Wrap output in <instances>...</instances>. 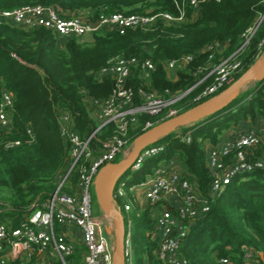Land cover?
I'll list each match as a JSON object with an SVG mask.
<instances>
[{
    "label": "trees",
    "instance_id": "16d2710c",
    "mask_svg": "<svg viewBox=\"0 0 264 264\" xmlns=\"http://www.w3.org/2000/svg\"><path fill=\"white\" fill-rule=\"evenodd\" d=\"M177 3L185 10L186 19L182 22L169 23L159 18L147 29L127 28L124 33L101 27L84 42L67 37L63 43L52 29L44 26L0 22V99L8 91L14 100L12 126L5 128L0 124L1 218L16 227L37 199L46 201L58 190L72 162L70 145L61 135L59 116L70 113L73 128L84 138L97 131L100 123L94 116L93 102L104 101L113 93V76L100 74L112 59H138L139 65L133 67L128 79L135 104L143 102L141 88L157 91L167 100L188 91L158 117L139 114L137 124L129 130L131 144L144 132L146 121L157 124L166 120L164 115L170 108H176L179 114L208 99L193 100L211 81L195 86L203 76L195 74L196 69L205 66L209 71L244 45L242 34L264 13V0H207L197 8L185 0H0V12L24 5H53L61 12H78L88 21H97L102 13L113 12H167L177 16ZM263 39L264 19L240 51L242 69L232 82L262 56ZM216 42L225 44V48L215 49L210 60L207 47ZM187 56L192 59L183 62ZM146 59L155 64L148 79L143 78L141 69ZM171 60H179L174 69L175 79L169 76ZM258 117L264 119V80L255 81L246 90L240 89L220 111L160 138L157 143L165 144L164 151L146 160L139 170L129 169L115 190L123 183L129 188L146 180L160 161L178 157L184 163V174L193 178L204 196L209 195L212 175L206 142L215 146L225 131L244 122L255 124ZM114 128L113 123L103 126L96 132V140L107 138ZM189 131V143L176 137L178 132ZM15 141L20 143L9 146ZM254 151L261 154L262 142ZM79 177L76 166L61 191L75 194ZM116 202L123 213L125 201L116 198ZM209 205L207 212L192 221L182 240L180 253L189 264H223L221 259L225 257L232 258L235 264H264V168L235 176L210 199ZM127 213L128 221L123 216L126 231L130 229L132 236L133 264H165L157 254L159 242L150 211L138 212L135 206ZM246 251L251 252L250 257ZM68 257L76 263L82 260L78 249Z\"/></svg>",
    "mask_w": 264,
    "mask_h": 264
},
{
    "label": "built area",
    "instance_id": "2783aa9c",
    "mask_svg": "<svg viewBox=\"0 0 264 264\" xmlns=\"http://www.w3.org/2000/svg\"><path fill=\"white\" fill-rule=\"evenodd\" d=\"M185 1L197 8L207 0ZM178 8L180 14L177 16L167 12L154 15L102 13L97 20L100 21V26L94 28L90 22L95 21L86 20L78 12L66 13L53 5L33 4L1 11L0 22L8 21L23 27L44 26L52 29L60 38L73 37L84 42L89 35L101 27L116 28L124 33L127 28L147 29L159 18L169 23L182 22L186 19L185 10L183 5H178ZM263 19L264 13L255 24L245 30L242 34L245 43L237 52L223 59L209 71H206L208 67L205 66L196 69L195 74L203 76L195 86L211 81L202 88L194 101L210 98L231 84L233 78L242 69L240 51L249 43ZM263 43L264 39L260 45ZM223 48L225 44L220 42L208 46L207 50L211 51L210 60L214 57L215 49ZM191 59V56H187L182 61L188 62ZM178 61H169L168 69L174 70ZM137 65L139 61L136 57H118L112 59L100 72L103 75L111 74L115 80L113 93L104 101L93 102L94 116L100 123L97 131L109 123H113L115 127L114 132L107 138L96 140L97 131L90 137L84 138L73 128L70 113L63 112L59 116L61 135L70 145L72 162L68 170L69 174L76 166L80 170L78 190L75 194L61 191L62 185L69 176L67 172L58 190L46 201L37 199L31 205L30 213L18 226L13 227L9 221L0 223V264H9L16 260L18 264H51L54 258H59L63 264H67L65 258L75 253L76 243L61 231L73 227L81 232L86 248L84 264H115V242L113 243L111 237L106 234L108 231L104 226L103 217L93 213L92 190L95 188V178L104 165L116 162L122 154L127 156L130 153L132 143L130 144L128 134L130 127L137 124L139 114L146 113L158 117L188 92L167 100L157 91L141 88L139 92L143 102L135 104L134 92L128 86V79L133 67ZM141 69L143 78L148 79L155 70V64L151 59H146L141 63ZM167 92L170 93L169 90ZM13 108V95L4 91L0 99V124L5 128L13 124L11 116ZM177 114L176 108H170L164 116L168 119ZM154 125L152 121H146L143 130L146 131ZM28 132L31 133V130L28 129ZM176 137L188 143L192 140L191 131L178 132ZM261 142L262 152L257 155L254 149ZM19 143V141L11 142L9 146ZM164 149L165 144L157 142L147 146L141 151L131 169L139 170L146 160L160 154ZM207 161L212 175L209 195H199L187 175L178 169H168L166 164L157 166L146 180L129 188L123 183L115 190L114 205L120 208L116 198L124 200L126 212H130L136 204L140 205L137 195L134 194L139 188L148 201L161 204V213L154 218L155 237L159 242L157 254L165 264H189V260L181 255L180 248L192 221L209 210L210 199L222 192L235 176L264 168V134L255 128L246 132H234L222 145H215L208 151ZM171 162L173 163L174 160ZM133 256V242L129 229L125 234V264H133ZM246 256L250 257L251 252L246 251ZM221 261L223 264H235L230 257L222 258Z\"/></svg>",
    "mask_w": 264,
    "mask_h": 264
},
{
    "label": "water",
    "instance_id": "95a60500",
    "mask_svg": "<svg viewBox=\"0 0 264 264\" xmlns=\"http://www.w3.org/2000/svg\"><path fill=\"white\" fill-rule=\"evenodd\" d=\"M94 28L100 26V21L90 22ZM264 80V54L244 72L238 79L218 94L200 102L192 108L155 124L150 129L138 135L132 143L130 153L116 162L104 165L95 178V191L101 207L108 213H116L118 232L115 235L114 263L125 264V234L126 226L123 213L114 205L115 188L120 178L132 168L141 151L160 140L163 136L177 130L179 127L197 122L223 109L234 99L242 86L251 81ZM69 174V171H68Z\"/></svg>",
    "mask_w": 264,
    "mask_h": 264
},
{
    "label": "crops",
    "instance_id": "0c3cea01",
    "mask_svg": "<svg viewBox=\"0 0 264 264\" xmlns=\"http://www.w3.org/2000/svg\"><path fill=\"white\" fill-rule=\"evenodd\" d=\"M90 36V35H89ZM61 40H62V42L64 43V40H66V38H64V37H61L60 38ZM169 76H170V78H172V79H175V77H176V75H175V72H174V70H169ZM254 84H255V82H254ZM243 87V86H242ZM242 89V88H241ZM247 89V88H246ZM245 89V90H246ZM253 128H255V129H257L261 134H264V119L262 118V117H258V119H257V121H256V123L255 124H252V123H250V122H244L243 124H241V126L240 127H238V128H231V129H229V130H227V131H225L222 135H221V137H220V139H219V141H218V143H217V145L219 146V145H222L223 144V142H224V140L226 139V138H228L229 136H231V134L232 133H234V132H246V131H248V130H250V129H253ZM207 143V145H208V149L210 150L214 145H210V144H208V142H206ZM122 156H123V154H122ZM171 160H174V162L172 163L171 162ZM161 164H166V165H168L167 166V168L168 169H170V170H181L182 172H183V170H184V163L182 162V160H180V158H178V157H174V158H172V159H167V160H165V162L164 163H161ZM184 173V172H183ZM188 176V175H187ZM188 178H189V180L193 183V185L195 186V188H196V191H197V193L199 194V195H203L201 192H200V190H199V188H198V186H197V184L194 182V180H193V178H191L190 176H188ZM134 194L135 195H137V197H138V199H139V202H140V205H137L136 204V206H137V209H138V212H143V211H145V210H149L150 211V215L153 217V218H155L158 214H160L161 213V209H162V206H161V204H153V203H151L150 201H148L146 198H145V196H144V192L140 189V190H138V189H136L135 191H134ZM204 196V195H203ZM135 208V207H134ZM133 208V209H134ZM107 213V212H106ZM61 232H64V233H66V235H68V236H70L71 238H72V240H74L75 241V243H76V251H77V249H78V252H80V254H81V258H82V260H81V262L80 263H76V264H84V254H85V252H86V248H85V246H84V244H83V241H82V237H81V232L79 231V230H77L76 228H70V229H68V230H65V231H61ZM111 237V236H110ZM58 261H61L59 258H54L52 261H51V264H56Z\"/></svg>",
    "mask_w": 264,
    "mask_h": 264
},
{
    "label": "rangeland",
    "instance_id": "374dc122",
    "mask_svg": "<svg viewBox=\"0 0 264 264\" xmlns=\"http://www.w3.org/2000/svg\"><path fill=\"white\" fill-rule=\"evenodd\" d=\"M254 82L255 81H251V82H248V83L244 84L242 89H246V88H250V87L254 86ZM131 147H132V144H131ZM124 157H126V156H123V158ZM121 158L122 157H119L117 159V161L121 160ZM164 162H165V160H162V161H160L159 164L164 163ZM151 174L148 176V178L151 176ZM138 190H140V188ZM92 194H93V204H92L93 213L96 216L103 217L104 226H105L106 230L108 231V232H106V234L108 236H111V241H113V243H114L115 242V235H116L115 233H116V229H117V226H118L117 215L114 212L113 213H106V211L101 207V204H100V202H99V200L97 198V195H96L95 188H93ZM123 214L125 215L126 220L128 221V213L124 210V208H123ZM4 221L5 220L0 217V223H2ZM127 227L129 229V225ZM66 261H67L68 264H76L75 260H73L70 257H68L66 259Z\"/></svg>",
    "mask_w": 264,
    "mask_h": 264
}]
</instances>
